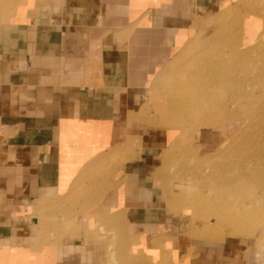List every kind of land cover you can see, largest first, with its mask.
Masks as SVG:
<instances>
[{
  "label": "crops",
  "instance_id": "obj_1",
  "mask_svg": "<svg viewBox=\"0 0 264 264\" xmlns=\"http://www.w3.org/2000/svg\"><path fill=\"white\" fill-rule=\"evenodd\" d=\"M236 1L0 0V264H108L136 238L164 264H260L256 245L195 237L169 209L153 174L171 127L145 104L177 38Z\"/></svg>",
  "mask_w": 264,
  "mask_h": 264
},
{
  "label": "bare ground",
  "instance_id": "obj_2",
  "mask_svg": "<svg viewBox=\"0 0 264 264\" xmlns=\"http://www.w3.org/2000/svg\"><path fill=\"white\" fill-rule=\"evenodd\" d=\"M237 4L235 5L234 9L238 8ZM243 5L245 7V10L248 12L247 14L250 15L253 13L260 18L264 17V7H260L257 9L252 3H249L247 0L243 3ZM206 18H208V22H206L207 25L203 26V29L209 25L214 28H212L213 31L210 34L206 35L201 41L196 38V35L190 36L187 39H183L182 36H179L177 38L178 42H180V45L177 49V55L175 56L178 57L180 55L182 56L186 54L190 57L183 65V67L179 71L174 72V75H172V77L174 76L176 82H170L171 84L165 85L160 80L161 77L157 76L154 78L152 88L160 90L161 93H166L165 100L162 101V114L167 115L168 112H173L175 115H181L183 113L184 116V113L186 111L191 110L192 112H194L193 115L185 116L186 118H188V121L192 125L195 124L193 127L194 129H201L204 127L210 128L217 124H221L216 122L217 120L212 119L213 117L220 115L221 120H236L240 122L239 126L234 129V134L245 131H252L249 136L246 135V137H244V139L239 142V144H242L244 142L242 145V150H245V147L247 146L254 147V152L245 154L246 152L242 151L239 153L242 157H245L243 160H245V162H249L250 164L243 163V160L238 154L237 156L232 157V159L230 160L234 164H238V166H240L236 167L237 165H227L226 167L223 166L222 170L238 180L248 178L255 179V177H262L264 175V132H262L264 131V68H261L257 65L241 66L238 64L243 59H252L254 56L253 53L257 52L258 49L255 47L245 48V50L239 49L240 46L242 47L243 35L241 32L235 31V29L233 30L229 27L228 22L224 19V15L222 14V12H218L216 16L212 17L211 15H207ZM240 19H242V17ZM232 36L236 42V44L235 42H233L235 44V47H230L229 49H227L223 45V43L225 41L228 42L229 40H231ZM224 50H226V52ZM216 51H224L222 53L225 57L214 58V55L212 53ZM173 65L170 64L169 67H165L161 71V73H171L173 71ZM198 136V131L196 132V134H193L194 139H198ZM208 139L210 141V138ZM206 142H208L207 138ZM191 144H193L194 146L193 141H191ZM207 144L208 146L204 144L205 148L214 146L213 144ZM209 150H211V148L206 149V151L210 153ZM195 152L193 148V150H191V156H194ZM209 156L210 154L203 153L200 158L207 159ZM186 169L188 171L192 170L190 168ZM217 183L218 181L216 182V184ZM211 186H213V184ZM235 186L236 185L225 186L224 189L226 192L223 191L222 195H219L218 193V196H216V198H210L211 196H208V198L200 196L199 199H196V196H194V194H192L191 192L190 207L196 208V210H198V212H196L197 214H195L191 210V214L196 215L201 218L200 220H203V222H201L202 228L200 230H198V228L194 229V231L197 230L194 235L195 237H200V235H202L200 234L201 231L206 233L207 230L208 232H212L209 235H212L216 239H221L226 234H228V231H225V229L220 230L218 228V225L220 224L207 225V228H209H205L207 229L205 230L203 227H205L207 223L204 225V221H208L212 218H214L217 223H222L225 220L231 222L233 227H239L245 224L243 219L247 218L246 215L248 213H245L244 217L243 211L239 209H241V207L245 208L246 203L241 200H237L236 202L231 201L227 196L229 193L228 191H231L232 188H235ZM213 188L215 189V186H213ZM261 189L264 190V185ZM235 192H237V190H235ZM164 193L166 196L167 205L168 203L170 206H172L171 204H173L172 207H174L175 205L183 202V197H179V193H172L171 189H168L167 191L164 189ZM199 205L202 206L201 209ZM178 209L182 210L181 208ZM235 210H237L236 213ZM119 253L121 254V256H123L122 250H120ZM257 253L260 257L261 251L258 250ZM109 254L110 260L108 261V264H113V254L110 252ZM262 254V257H264V251H262ZM125 259L126 258H123V260Z\"/></svg>",
  "mask_w": 264,
  "mask_h": 264
},
{
  "label": "rangeland",
  "instance_id": "obj_3",
  "mask_svg": "<svg viewBox=\"0 0 264 264\" xmlns=\"http://www.w3.org/2000/svg\"><path fill=\"white\" fill-rule=\"evenodd\" d=\"M237 1L234 2L233 4H229L225 2L219 12H222V14L224 15V19L228 22V25L231 29L233 30L235 29V31H239L242 33L243 42H242V47L241 46L239 47L240 50L241 49L245 50V48H249V47H255L258 49L257 52L253 53L254 56L252 59H249V58L243 59L238 64L241 66L257 65L261 68H264V17H261V21L259 19L257 20L244 19L245 15L249 16V14H247L248 12L246 10L241 12L239 8L234 9L235 5L238 3ZM217 13L211 15V17L216 16ZM206 17L207 15L197 19L196 24H195L196 32L199 31L200 29H203V26L207 25L206 22H208V18ZM241 17L242 19H240ZM209 28H210V31H209V34H210L213 31L212 28L214 27L209 25ZM207 34H208L207 32L202 33V34L199 33L198 35H196V38L199 41H201ZM228 42H230L231 44ZM228 42L225 41L223 43V45L227 49H229L230 47L231 48L235 47L236 42L233 36L231 37V40H229ZM233 42H235V44ZM179 45H180V42H179ZM224 51L226 52V50ZM224 51L213 52L212 53L214 55L213 57L214 58L225 57L222 53ZM175 55H177V50L175 51L174 57H173L174 63L171 64V65L174 64L173 71L167 74H163L161 72L157 74L158 77L162 78V79L160 78V80L165 85L171 84L170 82H176L174 76L172 77V75H174V72L179 71L190 57L189 55H186V54L182 55L183 57L181 55L176 57ZM152 84H151V88L147 89L148 98L145 100L147 110L151 113V117L153 119L151 124L157 127H164V128L171 127L174 132L173 133L171 131V128H168L170 130L169 132L170 140L168 141V143H165V146L163 147L160 154L158 155V159H156L160 167L157 168L158 170L157 169L155 170L153 176L155 178V182L161 185L162 188L164 187L166 191L168 189L169 190L171 189L172 193H175V194L179 193V197L181 196L183 197V202L175 205L174 207H172L173 204H171L172 206H170L168 203L169 209L172 211V213L176 217L183 215L184 216L183 219H186L185 217H190V220L192 217H194V219L196 220V223L201 224L203 220H200L201 219L200 217L191 214V210L195 214H197L196 212H198L196 208L190 207L191 192L192 194H194V196H196V199H199L200 196L202 197L204 196L207 198L208 196L209 197L211 196L210 198H216V196H218V193L219 195L220 194L222 195L223 191H225L224 189L225 186L236 185L235 188H232L231 191L230 190L228 191L229 193L227 196H228V199L231 201L236 202L237 200H241V201H244V203H246L245 208L241 207V209H239L243 211L244 217H245V213L246 214L248 213L246 215L247 218L243 217L244 218L243 221L245 222V224L239 227H233L231 222H228L225 220L222 223L221 222L217 223V221L214 218H212L208 221H204L205 222L204 225L206 223L207 224L203 228L204 229L207 228V225L220 224L218 225L219 226L218 228L220 230L225 229V231H228L229 235L235 234L237 235V237L241 238L242 241H248L252 243L253 245H256L258 250L261 251L260 258H259L260 264H264V257H262L263 256L262 251H264V245H263L264 244V190L261 189L264 185V182H262L264 181V175L259 178L255 177V179H258V180H255L254 178L238 180L236 178H233L230 174L222 170L223 166L226 167L227 165H230V166L237 165L236 167H239L240 165L238 166V164H234L230 159H232V157L237 156L240 152L245 151L246 152L245 154L254 152L253 150L254 147L247 146L245 147V150H242V145L244 142L242 144H239V142H241L244 139V137H246V135L249 136L252 131H247V132L245 131V132L234 134V131H235L234 129H236L239 126L240 122L236 120L235 121L234 120H221L220 115L213 117L212 118L213 120H217L216 122L221 123V124H217L214 126L217 128H221V132L220 134H217L215 141H211L214 146L210 147L211 150H209L210 151L209 153L206 151V149L207 148L210 149V148L209 147L205 148L202 145H199L198 139L197 138L194 139L193 137L194 133L196 134L197 131L199 133V129L198 128L194 129L193 127L195 124L192 125L188 121V118L185 117V116L193 115L194 112H192L191 110L186 111L184 113V116H183V113L181 115H175L173 112H168L167 115L162 114V109H161L162 101L165 100L166 93H163V92L161 93L160 90L153 89ZM257 94H258V91H257ZM191 141L194 142V146L193 144H191ZM193 148H194V152L195 151L197 152H195L194 156L193 155L191 156V150H193ZM203 153L210 154V156L207 159L200 158L203 155ZM239 155L242 160L245 158V157H242L241 154ZM130 158L131 157H127V159H130ZM187 160H190V161H187ZM243 163L250 164L249 162H245V160H243ZM186 168L188 169L190 168L193 171L192 170L188 171ZM219 179H220V184H219ZM217 181L218 183L216 184ZM200 184H204V185H200ZM212 184L213 186H215V189L213 188V186H211ZM166 186H168L169 188ZM235 190H237V192H235ZM201 205H199L200 209L203 206ZM178 208H181L182 210H179ZM236 212L237 210H235V213ZM196 232L197 230L196 231L193 230L191 234L194 236ZM211 233L212 232H208V230L206 231V233L201 231L200 234L202 235H200L199 238H207V237L215 238L212 235H209ZM228 234H226L225 236H227ZM137 240L138 238L132 240L133 242L129 249V252L127 251L126 256H123V257L121 256L122 257L121 259H118L120 253H117L118 251L120 252V249L118 251L117 249H115L114 251H110V253L113 254V258H114L113 264H158V263L164 264L163 263L164 261H162V260H165L164 257H162L161 261L159 260L158 262H155V260L153 259V256L148 255V253L146 254L147 249H145L146 248L145 245L142 246V251L140 249L138 250L137 248H134L133 245L134 244L137 245ZM149 245H152V243L149 242ZM123 258H126V259L123 260ZM109 260H110V254H109Z\"/></svg>",
  "mask_w": 264,
  "mask_h": 264
}]
</instances>
